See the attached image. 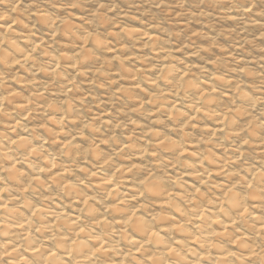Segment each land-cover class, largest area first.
Returning <instances> with one entry per match:
<instances>
[{"label": "clouds", "instance_id": "1", "mask_svg": "<svg viewBox=\"0 0 264 264\" xmlns=\"http://www.w3.org/2000/svg\"><path fill=\"white\" fill-rule=\"evenodd\" d=\"M0 264H264V0H0Z\"/></svg>", "mask_w": 264, "mask_h": 264}]
</instances>
